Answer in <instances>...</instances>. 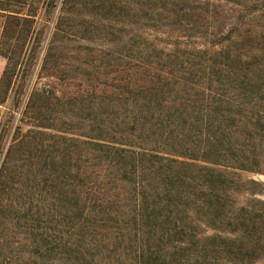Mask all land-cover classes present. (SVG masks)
Returning a JSON list of instances; mask_svg holds the SVG:
<instances>
[{
	"label": "trees",
	"instance_id": "16d2710c",
	"mask_svg": "<svg viewBox=\"0 0 264 264\" xmlns=\"http://www.w3.org/2000/svg\"><path fill=\"white\" fill-rule=\"evenodd\" d=\"M0 18V105L46 39L42 70L75 82L33 90L0 136V264L264 256V0H0Z\"/></svg>",
	"mask_w": 264,
	"mask_h": 264
},
{
	"label": "rangeland",
	"instance_id": "374dc122",
	"mask_svg": "<svg viewBox=\"0 0 264 264\" xmlns=\"http://www.w3.org/2000/svg\"><path fill=\"white\" fill-rule=\"evenodd\" d=\"M52 25L50 27V30ZM3 30V21L0 18V40ZM47 47V39L44 42L41 53L38 59H30L28 66H20L16 76L13 79L11 88L7 94L6 102L0 105V119L2 124L0 128V136H3L5 146L11 141V138L17 129L21 127L23 131L27 129L20 120H22L23 109L25 108L26 102L29 95L35 89H46L53 91L56 95H73L75 94V82L63 81L57 70H51L45 72L42 70L43 57ZM7 65V58L0 54V82L3 76V72ZM4 93L0 94L2 99ZM2 134V135H1ZM260 180H264L263 177H258ZM253 264H264V256L260 260H257Z\"/></svg>",
	"mask_w": 264,
	"mask_h": 264
}]
</instances>
